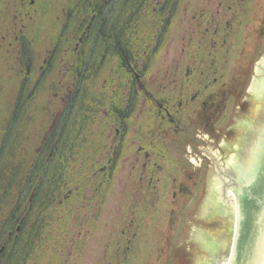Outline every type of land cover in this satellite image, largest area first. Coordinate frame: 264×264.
<instances>
[{
  "label": "flooded vegetation",
  "instance_id": "obj_1",
  "mask_svg": "<svg viewBox=\"0 0 264 264\" xmlns=\"http://www.w3.org/2000/svg\"><path fill=\"white\" fill-rule=\"evenodd\" d=\"M150 3L156 25L152 30L153 48L162 44L164 36L173 41L179 38L181 57L166 69V81L144 79L142 73L152 70L146 59L139 61L144 60L143 65L135 66L126 60L118 80H104L102 89L94 79L99 78L100 66H91L90 93H102V96L90 98L88 103L87 172L75 171L73 189L66 196H62L60 179L54 181L53 194V185L42 189L45 178L48 179L50 160L38 162L41 176L32 180L29 172L25 174L28 193L23 217L17 220L15 230L23 228L26 255L8 258L12 263H39L40 258L34 260L29 256L35 246L31 245L37 243L34 226L37 219L43 224L45 207L51 197L58 196L60 209L70 206L59 219L61 238L71 219L70 255L80 260L89 249L94 230L104 226V218H100L102 209L113 185L120 182L116 180L120 175V180L130 186L125 193L128 200L124 214L130 220L124 222L121 236L106 244L105 248L114 247L116 252L112 257L107 253L103 262L189 264L187 250L183 252L176 247L175 233L193 201L200 200L206 192L208 167L213 163L203 153L204 145L216 142L223 134L225 137L232 134L227 123L236 113L247 111L251 97L247 77L254 68L253 50L264 44V0H152ZM122 4L125 6L127 2ZM97 5L108 13L113 2L101 0ZM86 38L87 35L83 40ZM83 40L78 41L75 50ZM149 55L145 52L146 57ZM44 62L47 63V58ZM62 70L59 67L55 76H48L43 83L47 81L48 87L63 84L76 87V74L70 80ZM33 80L35 85L42 83ZM98 90L104 91L98 93ZM65 100L61 98L55 104L61 109ZM47 131L49 138L53 133ZM59 140L56 135V144ZM216 214L223 216L220 209ZM9 217L2 221L7 222ZM16 231L6 235L8 243L2 244L0 253L17 239ZM174 250L178 251V258Z\"/></svg>",
  "mask_w": 264,
  "mask_h": 264
},
{
  "label": "rangeland",
  "instance_id": "obj_2",
  "mask_svg": "<svg viewBox=\"0 0 264 264\" xmlns=\"http://www.w3.org/2000/svg\"><path fill=\"white\" fill-rule=\"evenodd\" d=\"M1 1L0 6L4 5ZM151 1L148 0V3L143 6L145 10H141L138 14L144 22H141V31L137 36L139 42L148 46V51L146 52L147 55L150 54L149 57L143 55L139 59H146V65L152 66L151 71L148 70L142 73L145 76V80L166 81L168 79L166 69L175 59L181 57V44L179 43V38L173 41L164 36L162 44L158 48H153L151 42L155 19L152 14L151 6L153 3H150ZM26 2L25 11L20 9V13L26 12L29 14V16L26 15V18H24L26 29L31 30L32 24L39 23L41 30L36 34L42 40L43 29L47 27L48 30H54L58 21H60L61 16L57 9L58 5L57 3L51 6L50 4L47 5L48 2L46 0H26ZM121 2L124 3L123 1ZM51 7V13L55 12L56 17H60H55L56 19L51 17L49 12ZM5 11H9L7 17L9 18L12 11L8 6L2 9V13ZM44 21L45 23H43ZM177 25L179 26L180 23ZM10 27L0 21V31L2 33L12 30V27ZM32 36L33 34L29 32L28 41L30 45L33 43L37 49L25 53V57L22 58V62L25 63L23 68L21 66L19 68L17 65L13 56L15 52L11 50L13 48H0V177H8L11 169L18 167L16 163L21 162L22 166L28 168L29 162L32 163L33 161L36 166H39L37 165L39 161L50 160L47 170L49 180L45 178L42 189H48L50 185H53V194L56 189V182L54 185V181L60 179L59 182L63 183L62 180H66L65 186L61 184L63 187L62 196H66L73 187L72 182L75 177V171L87 172V155L90 145V138L87 133V129H89V102L82 106L77 104L71 112L67 111L68 105L66 108L65 104L69 103V97L74 87L70 84L48 87L45 85L46 83L49 84L47 81H45V84L43 83L45 79H49L48 76L51 77L56 71L48 70L47 63L44 62L46 54L50 50L47 48H45L46 50L44 48L39 49V46H42L43 43L36 36L32 39ZM3 38L8 37L3 34L0 36V43L7 47V41H4ZM103 50L98 48L96 51L92 48L91 52L89 50L90 58L97 60L96 55H103ZM151 52H153L152 56ZM253 52L251 61L254 68H252L247 77V89L251 90L247 111L245 113H236L232 120L227 123L230 130H232V134L226 137L223 134L219 136L216 142H209L204 145L203 153L213 163L208 167L209 175L206 182V192L200 200L193 201L192 206L189 208V214L185 217L178 233H175L176 247L178 246V249L183 252H185L184 249L187 250L189 254L186 252L185 254L188 256L189 264H223L229 258V252L227 248H223L222 243L226 235L232 241L236 210L234 196L240 191L242 182L241 171L247 166L243 160L244 158H250L252 148L258 145L262 128H264V44L261 48L254 49ZM29 59H31L30 66L27 69L26 64ZM110 61L111 59H104L98 70L101 71L99 78L96 79L94 77L100 88L104 87V78L105 80H118L120 71L117 72L115 70L116 66H113L114 64L109 65ZM144 63V60L137 62L139 65ZM92 66L96 65L92 64ZM112 70L115 72L112 73ZM104 71L111 72V75L104 74ZM30 76L33 79L42 81V83L35 85V81L29 78ZM19 79H23L21 84L24 91L21 99L14 101L12 96L16 93L15 83ZM258 84H261V86L257 90L255 87ZM7 90L8 98H6ZM99 91L103 92L104 90L96 92L99 93ZM31 92H33V95H31ZM89 92H91V89ZM100 96H102V93L95 95L90 93L91 98ZM61 98L66 100L64 101V106L60 109V106L55 103L59 102ZM13 111H16L18 116L9 121L14 114ZM48 128L53 129V131H47ZM46 131L49 134L53 133L49 138H53L56 135L59 136L60 140L57 145L54 143L55 145L51 148L46 146L48 140H50L48 136L46 137L48 134L45 133ZM68 139L70 143H66ZM52 141L51 139V144ZM68 144L71 146L70 151L68 150ZM50 154L51 156L49 157ZM197 162L199 163V161ZM82 163L85 164L82 165ZM120 178L121 176L119 175L116 180L120 182L113 185L109 197L103 206V213L100 218H104L102 223L104 226H97L94 230L93 237L89 242V249L85 251L84 256L80 260L70 255L72 248L71 239L68 235L71 231V219H68L64 228V238H61L60 235L59 219L65 214V209L70 210V206L60 209L57 206L59 196L51 197L49 205L45 207L47 212L42 218L43 227L37 243L31 248L32 252L29 256L34 260L40 258L37 264H108L104 263L103 260L108 256L107 253L112 257L116 249L114 247L105 248V246L121 236L120 230L123 228L124 222L130 220L129 215L126 216V219L124 218L128 200L125 193L130 186L120 180ZM1 187L2 184L0 183ZM16 191V194L12 196L13 203L17 202V204H20L19 201L22 200L24 203L28 193L25 185ZM5 208L0 210V226H2L0 229H6L0 231L4 233L1 238L0 249L3 243H8V236L6 235L9 232L14 233L18 223V218L9 225L6 224L7 222L2 221L9 212L8 207ZM160 208L163 209V206ZM218 209H220L223 216L216 214ZM18 228L17 234L20 232V227ZM131 233L132 230L130 231ZM229 244L231 242L228 243V246ZM174 251L176 258H178V251ZM4 252L2 251L0 254L4 255ZM2 262L1 264H14L8 258Z\"/></svg>",
  "mask_w": 264,
  "mask_h": 264
},
{
  "label": "trees",
  "instance_id": "obj_3",
  "mask_svg": "<svg viewBox=\"0 0 264 264\" xmlns=\"http://www.w3.org/2000/svg\"><path fill=\"white\" fill-rule=\"evenodd\" d=\"M46 1L48 2L47 5L50 4V6L54 3H57V9L61 18L55 26L54 30H48L47 27L43 29L42 40L39 39L38 35L36 34L41 30L39 23L32 24L31 30L26 29V21H24V18H26V15L29 16V14H27L26 12L20 13V9L24 10L27 6L26 0L1 1V3H3L4 5L0 6V21L3 24L9 25V27L11 26L12 30L10 29L9 31H5L4 33L0 31V36H2L3 34L9 38H3L4 41H7V47L3 46V44L0 43V48H13L11 50H13L12 52H15L13 56L16 59V63L19 68L20 66L21 68H23V66H25V63L22 62V58L25 57V53L27 51L31 52L32 50L37 49L34 47L33 43L30 45L28 41V33L30 32L31 34H33L32 39L34 36H36L37 39L41 43H43L42 46H39V49L44 48V50H46L45 48H47L48 50H50V52L46 54V65L48 70L58 71L59 67H62L63 74H65V76H67V78L70 80L73 79L71 78V75L76 74L78 85L73 88V91L70 94L67 110L68 112H71V110L73 109L72 106H75L77 104H81V106L86 105V103H88L91 98L88 80L89 74L91 73L92 64L100 66L103 60L108 58V60L111 59L109 65L114 64L113 66H116L115 70L117 72H121L120 68L126 65V60L129 64L135 66V64L139 62V58H142L143 55H145V52L147 51V47L145 46L146 44L139 42L137 36L141 31L140 24L141 22L143 23L144 20L142 21L141 16H139L138 14L141 10H145L143 7V3L147 2L148 0H111L113 2V5H111L110 8L107 9L109 11L108 13L106 12V10L97 5V3L101 0ZM121 1L127 2V4L124 6L121 4ZM6 6H8L12 11V14L9 15L10 19L7 18L9 11H5L4 13H2V9H4V7ZM51 9L52 7L49 10L50 13ZM92 16H95V20L88 33L86 41L83 40L82 44L75 50L76 43H78L77 39L80 38L81 34L89 24ZM51 17H56L55 12L51 13ZM43 23H45V21ZM52 26L54 25L52 24ZM92 48H94V50L96 51L98 48L104 49V54H101V56L96 55L97 60L92 59L89 55ZM30 60L31 59L27 61V69H29ZM112 72L115 71L112 70ZM103 73L108 72L104 71ZM126 73L128 75L129 71L126 70ZM21 83H23V79H19L15 83V87L17 90L15 95L12 96V100L14 101L21 99L22 92L24 91ZM31 95H33V92H31ZM6 98H8V90ZM13 113L14 114L9 119V121L15 119L18 116L16 114V111H13ZM49 139L53 140L52 144L50 143V140H48L46 146L51 148L53 147V145H55L54 143H56V136ZM68 142L70 143L69 139L66 140V143ZM68 150H71L70 144H68ZM16 165L18 167L16 169H14L13 167L9 172L8 177H0V183L2 184V187L0 188V191L2 190L0 192V210H3V208L5 207H8L9 209L8 215L10 217L6 223L7 225L14 223V220L16 218L20 220V218L23 217V200L19 201L20 204H17V202L14 204L12 196L16 194L17 189L25 185V174L29 172V175L33 180L34 178L41 176L40 171L42 170V168L36 166L35 164L32 165V163L28 168L22 166L21 162L16 163ZM62 181V186H65L66 180ZM41 228V221L37 219V222L34 226V242L37 241V238L39 237L41 232ZM2 230L0 229V231ZM3 236L4 233L0 232V242ZM23 241L24 238L22 228L20 233L18 234L17 239L13 241L10 247L4 250L5 254H0V264L3 263V260L5 261V259L10 257H24L26 255V248L23 244ZM34 245L35 244H32L31 247H33ZM16 264H22V262L17 261Z\"/></svg>",
  "mask_w": 264,
  "mask_h": 264
},
{
  "label": "water",
  "instance_id": "obj_4",
  "mask_svg": "<svg viewBox=\"0 0 264 264\" xmlns=\"http://www.w3.org/2000/svg\"><path fill=\"white\" fill-rule=\"evenodd\" d=\"M94 18L86 31H89ZM84 36V34H83ZM254 156L248 158V179L241 182L242 203L254 210V229L241 241L231 264H264V128ZM19 231V228H17Z\"/></svg>",
  "mask_w": 264,
  "mask_h": 264
},
{
  "label": "bare ground",
  "instance_id": "obj_5",
  "mask_svg": "<svg viewBox=\"0 0 264 264\" xmlns=\"http://www.w3.org/2000/svg\"><path fill=\"white\" fill-rule=\"evenodd\" d=\"M260 86H261V84H258L255 88L258 90L260 88ZM255 148H257V145ZM253 156H254V154L252 151L250 158ZM241 172H242V174H241L242 181L247 180L248 179V168H247V166L245 168H243ZM240 186H241V184H240ZM234 200H235V209L236 210H235L234 225H233V229H232L233 230L232 231L233 236H232V241H231V238L228 239V235H226L223 238L222 246L224 249L227 248V250L229 252L228 253L229 258L223 264H231L232 263L241 241L254 229L253 225H255L254 210L248 209V204L242 203V188L241 187H240V191L237 192V194H235ZM229 242H231V244H229V246H228Z\"/></svg>",
  "mask_w": 264,
  "mask_h": 264
},
{
  "label": "snow or ice",
  "instance_id": "obj_6",
  "mask_svg": "<svg viewBox=\"0 0 264 264\" xmlns=\"http://www.w3.org/2000/svg\"><path fill=\"white\" fill-rule=\"evenodd\" d=\"M243 162L245 163V165H247L248 159L247 158H244Z\"/></svg>",
  "mask_w": 264,
  "mask_h": 264
}]
</instances>
